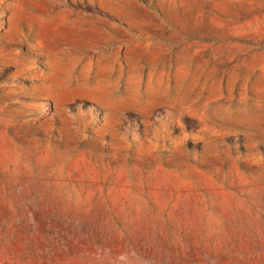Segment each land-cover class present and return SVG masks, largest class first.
<instances>
[{
	"label": "rangeland",
	"instance_id": "1",
	"mask_svg": "<svg viewBox=\"0 0 264 264\" xmlns=\"http://www.w3.org/2000/svg\"><path fill=\"white\" fill-rule=\"evenodd\" d=\"M0 264H264V0H0Z\"/></svg>",
	"mask_w": 264,
	"mask_h": 264
}]
</instances>
